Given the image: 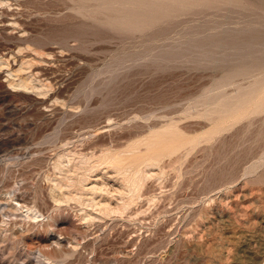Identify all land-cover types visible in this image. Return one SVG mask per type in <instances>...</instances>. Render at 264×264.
<instances>
[{
    "label": "rangeland",
    "instance_id": "obj_1",
    "mask_svg": "<svg viewBox=\"0 0 264 264\" xmlns=\"http://www.w3.org/2000/svg\"><path fill=\"white\" fill-rule=\"evenodd\" d=\"M141 1L0 0V264H264V0Z\"/></svg>",
    "mask_w": 264,
    "mask_h": 264
},
{
    "label": "bare ground",
    "instance_id": "obj_2",
    "mask_svg": "<svg viewBox=\"0 0 264 264\" xmlns=\"http://www.w3.org/2000/svg\"><path fill=\"white\" fill-rule=\"evenodd\" d=\"M89 1H90V0H89ZM96 1H97V3H100V2H103L104 0H103V1L100 0V2H98L99 0H96ZM109 1H111V0H109ZM130 1H132V0H130ZM137 1H138V0H137ZM142 1H143V0H142ZM142 1H141V2H142ZM145 1H146V0H145ZM149 1H150V0H149ZM153 1H154V0H153ZM159 1H161V0H159ZM165 1H167V0H165ZM165 1H163V2H165ZM173 1H174V0H172V2H173ZM175 1H176V0H175ZM177 1H178V0H177ZM179 1H180V0H179ZM179 1H178V2H179ZM84 2H86V1H84ZM91 2H92V1H91ZM93 2H94V0H93ZM115 2L118 4V3L120 2V0H119V2H117V1L115 0ZM133 2H134V1H133ZM143 2H144V1H143ZM147 2H148V1H147ZM150 2H151V1H150ZM150 2H148V3H150ZM154 2H157V0H155ZM163 2L161 1L160 3L162 4ZM169 2H170V1H169ZM169 2H165L164 4H166V3L168 4ZM180 2H182V1H180ZM86 3H87V2H86ZM88 3H89V2H88ZM97 3H96V4H97ZM106 3H107V2H106ZM110 3H111V2H110ZM122 3H123V2H122ZM122 3L120 2V5H121V6H123V4H125L126 2L123 3V4H122ZM135 3H137V2H134L133 4H135ZM144 3H146V2H144ZM174 3H176V2H174ZM100 4H101V3H100ZM103 4H104V2H103ZM126 4H127V3H126ZM126 4H125V5H126ZM133 4H132V5H133ZM142 4H143V3H142ZM142 4L139 5V8L142 7V6H141ZM146 4H147V3H146ZM152 4L154 5V3H152ZM156 4L159 6L158 3H156ZM167 4H166V5H167ZM176 4H177V3H176ZM176 4H175V5H176ZM180 4H181V3H180ZM184 4H185V2H184ZM107 5L109 6L110 4H107ZM118 5H119V4H118ZM128 5H130V4L128 3ZM128 5L125 6V7L123 6V7L126 8V7H128ZM136 5H138V4H135V5H133V6H130V7H129V10H132L131 8H134V6H136ZM148 5H150V4H148ZM157 5H156V6H157ZM168 5H169V4H168ZM181 5H183V4H181ZM111 6H113V4H112ZM111 6H110V7H111ZM163 6L165 7V5H163ZM163 6H162V7H163ZM170 6H173V5L170 4ZM178 6H180V5L177 4V7H178ZM101 7H102V6H101ZM101 7H99V8H101ZM105 7H106V8H105ZM113 7H114V6H113ZM159 7H160V6H159ZM162 7H160L159 9H161ZM164 7L162 8V11L164 10ZM177 7H176V9H178ZM180 7H181V6H180ZM107 8H109V7L104 6V11H105V9H107ZM117 8L119 9L120 7H119V6H116V8H115L116 10H114V8H110V9H111V10L113 9L114 11H117V10H118ZM124 8H123V10H125ZM154 8H155L156 10L158 9V7H157V8L154 7ZM174 8H175V7H174ZM101 9H102V8H101ZM110 9H108V10L110 11ZM134 9H135V8H134ZM151 9L153 10V8H151ZM155 9H154V10H155ZM159 9H158V11H159ZM169 9H170V8H169ZM169 9L165 10V11L162 12V13H161V11H160L159 14H161V16H162V14H165V12L168 11ZM176 9H175V10H176ZM126 10H127V9H126ZM137 10L139 11V9H137ZM140 10L142 11V8H141ZM143 10H144V11L146 10V12H147L148 9H146V8L144 9V8H143ZM154 10H153V11H154ZM156 10H155V12H157ZM172 10H173V9H172ZM175 10H174V11H175ZM101 11H102V10H101ZM120 11H121V10H120ZM141 11H140V12H141ZM148 11H150V10H148ZM153 11H152V14H153ZM178 11H179V10H178ZM110 12H111V11H110ZM117 12H119V11H117ZM123 12H124V11H123ZM125 12H126V11H125ZM146 12H142V13H146ZM150 12H151V11H150ZM155 12H154V13H155ZM169 12H170V11H169ZM169 12H168V13H169ZM171 12H172V11H171ZM128 13H129V12H128ZM166 13H167V12H166ZM111 14H112V13H111ZM114 14H116V12H114ZM125 14H126V13H124V16H125ZM138 14H139V13H138ZM148 14H149V16H152L151 13L148 12ZM159 14H158V15H159ZM121 15H122V14H121ZM130 15H131V14H130ZM139 15H140V14H139ZM139 15H138V16H139ZM156 15H157V13H156ZM165 15H166V14H165ZM109 16H110V15H109ZM116 16H117V15H116ZM119 16H120V15H119ZM133 16H134V15H133ZM135 16H137V14H135ZM135 16H134V17H135ZM146 16H148V15H146ZM154 16H155V15L153 14L152 17H154ZM112 17H115V16H112ZM120 17L122 18V16H120ZM126 17H127V15H126ZM126 17H125V18H126ZM140 17H141V16H140ZM129 18H130V17H129ZM141 18H144V16L141 17ZM4 19H5V18H4ZM117 19H118V18H117ZM146 19H147V18H146ZM146 19H145V20H146ZM119 20H120V19H119ZM123 20H124V19H123ZM128 20H129V19H128ZM140 20H142V19H140ZM143 20H144V19H143ZM4 21H5V20H4ZM6 21H7V20H6ZM6 21H5V24H7ZM114 21H117V20L115 19ZM124 21L127 22L126 19H125ZM128 22H129V21H128ZM138 22H139V21H138ZM140 22H142V21H140ZM145 22H147V21H145ZM3 23H4V22H3ZM136 23H137V22H136ZM143 23H144V21H143ZM121 24H122V22H121ZM123 24L125 25L126 23H123ZM127 24H129V23H127ZM139 24L141 25L142 23H139ZM16 25H17V24H16ZM118 25H119V24H118ZM129 25L131 26V22H130ZM133 26H134V24H133L131 27H133ZM135 26H136V28L139 27V26H137V25H135ZM135 26H134V27H135ZM120 27H121V26H120ZM122 27H124V26H122ZM122 27H121V28H122ZM127 27H128V26H127ZM132 29H134V28H132ZM13 30H14V28H13ZM7 31H8V30H7ZM10 32H11V31H10ZM12 33H13V31H12ZM22 33H23V32H22ZM6 34H7V33H6ZM15 34H17V33H15ZM19 37H20V36H19ZM7 58H8V57H7ZM7 58H6V59H7ZM11 63H12V62H11ZM4 64H5V63H4ZM21 65H22V64H21ZM1 66H2V65H1ZM7 73H8V72H7ZM8 75H9V74H8ZM0 76H1V75H0ZM12 76H13V75H12ZM17 77H18V76H17ZM42 77H43V76H42ZM23 83H24V82H23ZM21 84H22V83H21ZM21 84H20V85H21ZM22 87H23V85H22ZM44 102H45V101H44ZM44 102H43V103H44ZM46 102H47V101H46ZM46 105H47V104H46Z\"/></svg>",
    "mask_w": 264,
    "mask_h": 264
}]
</instances>
